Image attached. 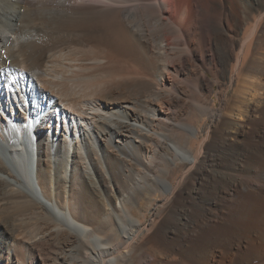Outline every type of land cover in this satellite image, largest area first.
Masks as SVG:
<instances>
[{
  "label": "bare ground",
  "instance_id": "obj_1",
  "mask_svg": "<svg viewBox=\"0 0 264 264\" xmlns=\"http://www.w3.org/2000/svg\"><path fill=\"white\" fill-rule=\"evenodd\" d=\"M1 231L46 264H264V0H0Z\"/></svg>",
  "mask_w": 264,
  "mask_h": 264
},
{
  "label": "rangeland",
  "instance_id": "obj_2",
  "mask_svg": "<svg viewBox=\"0 0 264 264\" xmlns=\"http://www.w3.org/2000/svg\"><path fill=\"white\" fill-rule=\"evenodd\" d=\"M31 29L32 28H30V30ZM30 30H29V28L26 29V31H25L26 34H30L31 35L32 33L34 34V32L35 33L37 32V30H35V29L34 30L32 29L31 32H30ZM220 96H221L220 84L217 82L215 84V90H214V92L212 94V98L214 99V101L216 103H218L219 99H220ZM196 120L198 121L199 124L201 122H203L198 117L196 118ZM155 198L159 199V196H156ZM1 228L3 229V227H1ZM3 232L4 231H1L0 233L3 234ZM26 236H27V234H24V236L20 237V238H19V236L15 237V241L17 243L19 254H17V255L13 254V251H11L10 252V258H9L7 252H4L2 254V256H0V257H2V258H0V264H12V260L17 261V258L20 259V261H21L20 264H37L40 261L42 263L46 264L48 262V259H49L48 254H49V251H50L49 247L46 244H44L43 242H40V241H35V242L32 243V245H28L27 241H24L26 239L28 240V237H26ZM32 237H33V235H32ZM40 243H42V244H40Z\"/></svg>",
  "mask_w": 264,
  "mask_h": 264
}]
</instances>
